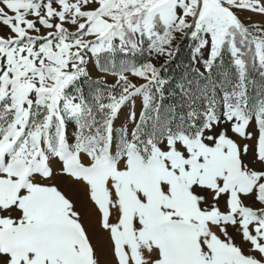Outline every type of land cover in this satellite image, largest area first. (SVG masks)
Listing matches in <instances>:
<instances>
[{
  "label": "snow or ice",
  "instance_id": "obj_1",
  "mask_svg": "<svg viewBox=\"0 0 264 264\" xmlns=\"http://www.w3.org/2000/svg\"><path fill=\"white\" fill-rule=\"evenodd\" d=\"M0 264H264V0H0Z\"/></svg>",
  "mask_w": 264,
  "mask_h": 264
},
{
  "label": "rangeland",
  "instance_id": "obj_2",
  "mask_svg": "<svg viewBox=\"0 0 264 264\" xmlns=\"http://www.w3.org/2000/svg\"><path fill=\"white\" fill-rule=\"evenodd\" d=\"M254 19H258V17H254ZM195 42H191L189 40H183L180 42L179 49L174 59L167 64L166 69L161 72V75L170 80H178L181 75L186 74L188 71L195 73L197 65L192 63V48ZM134 59H143V58H134ZM154 63L159 66L163 64V59L153 60ZM176 64V66H174ZM177 67V69H175ZM202 70V69H201ZM213 75L217 80L220 79V76L216 74L214 71ZM114 76L108 77V83L111 84L115 81ZM136 84L144 83L143 80L137 79L135 77H130ZM136 109L138 113L139 109V100L136 104ZM127 111V109H125ZM119 123V121H118ZM246 141L240 140V144H244ZM58 167V165H54ZM52 183L55 184L59 190L70 199L75 209L81 214V219L84 224V227L88 231L89 236L92 239V243L97 248V253L100 256L101 261H104L108 258L107 256V232L100 228V213L97 209V206L91 202L89 199L86 188L71 178L66 176H57L52 180ZM221 209H224L223 200H221L220 205ZM231 231V229H229ZM235 243L240 244V239L237 237Z\"/></svg>",
  "mask_w": 264,
  "mask_h": 264
},
{
  "label": "trees",
  "instance_id": "obj_3",
  "mask_svg": "<svg viewBox=\"0 0 264 264\" xmlns=\"http://www.w3.org/2000/svg\"><path fill=\"white\" fill-rule=\"evenodd\" d=\"M174 66H176V64H174ZM175 69H177V67H176ZM177 70H178V69H177Z\"/></svg>",
  "mask_w": 264,
  "mask_h": 264
}]
</instances>
